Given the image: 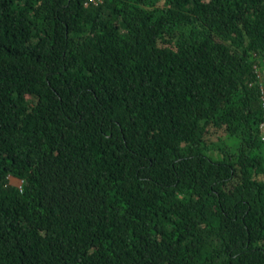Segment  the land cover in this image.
<instances>
[{
  "label": "trees",
  "instance_id": "1",
  "mask_svg": "<svg viewBox=\"0 0 264 264\" xmlns=\"http://www.w3.org/2000/svg\"><path fill=\"white\" fill-rule=\"evenodd\" d=\"M263 76L264 0H0V264H264Z\"/></svg>",
  "mask_w": 264,
  "mask_h": 264
},
{
  "label": "built area",
  "instance_id": "2",
  "mask_svg": "<svg viewBox=\"0 0 264 264\" xmlns=\"http://www.w3.org/2000/svg\"><path fill=\"white\" fill-rule=\"evenodd\" d=\"M94 2V1H92ZM96 2H94L95 4ZM263 84H261L260 86V91H261V99H262V103L264 106V76L262 78ZM260 137L262 139V141H264V122L260 125ZM21 189V186L19 187Z\"/></svg>",
  "mask_w": 264,
  "mask_h": 264
},
{
  "label": "rangeland",
  "instance_id": "3",
  "mask_svg": "<svg viewBox=\"0 0 264 264\" xmlns=\"http://www.w3.org/2000/svg\"><path fill=\"white\" fill-rule=\"evenodd\" d=\"M11 183V182H10ZM12 185L16 186V187H20L21 183L18 180H14L12 182Z\"/></svg>",
  "mask_w": 264,
  "mask_h": 264
},
{
  "label": "crops",
  "instance_id": "4",
  "mask_svg": "<svg viewBox=\"0 0 264 264\" xmlns=\"http://www.w3.org/2000/svg\"><path fill=\"white\" fill-rule=\"evenodd\" d=\"M14 180H15V179H11V180H10L11 184H12V182H13Z\"/></svg>",
  "mask_w": 264,
  "mask_h": 264
},
{
  "label": "water",
  "instance_id": "5",
  "mask_svg": "<svg viewBox=\"0 0 264 264\" xmlns=\"http://www.w3.org/2000/svg\"><path fill=\"white\" fill-rule=\"evenodd\" d=\"M20 183H21V185L23 184V182H21V181H20Z\"/></svg>",
  "mask_w": 264,
  "mask_h": 264
},
{
  "label": "clouds",
  "instance_id": "6",
  "mask_svg": "<svg viewBox=\"0 0 264 264\" xmlns=\"http://www.w3.org/2000/svg\"><path fill=\"white\" fill-rule=\"evenodd\" d=\"M20 182V181H19ZM14 186V185H13ZM20 186H22V185H20ZM16 187V186H15ZM19 188V187H18Z\"/></svg>",
  "mask_w": 264,
  "mask_h": 264
}]
</instances>
